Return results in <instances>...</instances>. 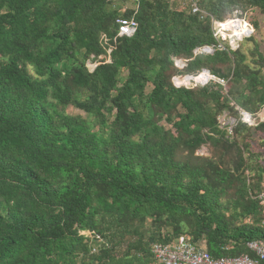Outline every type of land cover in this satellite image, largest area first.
<instances>
[{"label": "trees", "instance_id": "trees-1", "mask_svg": "<svg viewBox=\"0 0 264 264\" xmlns=\"http://www.w3.org/2000/svg\"><path fill=\"white\" fill-rule=\"evenodd\" d=\"M199 7L206 16L171 0H0V264H158L152 246L182 235L215 258L254 257L246 244L264 240V168L250 162L252 128L238 121L229 136L218 118H238L236 106L254 116L264 80L241 51L217 49L212 20L264 13V0ZM130 18L135 34L117 38ZM206 47L214 53L195 54ZM205 70L228 92L172 82ZM208 144L217 160L195 156Z\"/></svg>", "mask_w": 264, "mask_h": 264}, {"label": "rangeland", "instance_id": "rangeland-1", "mask_svg": "<svg viewBox=\"0 0 264 264\" xmlns=\"http://www.w3.org/2000/svg\"><path fill=\"white\" fill-rule=\"evenodd\" d=\"M120 7V11L126 12L131 9H135L134 5L132 2L129 3H124V4H117ZM171 6L174 9L177 10H186L190 11L189 4L187 0H171ZM202 11L207 15V13L202 9ZM239 14H235L234 16H231L229 18H226L222 23L227 22L228 20L232 19H238L240 21H244L252 26L253 33L251 34V37L243 40L241 43H239V49L237 48L235 51H241L244 60H245V65L250 69V72L253 73H259V76L261 80H264V13L259 11L258 9L255 8H242ZM214 20V19H213ZM216 21V20H214ZM219 22V21H217ZM229 44V43H228ZM234 51V52H235ZM88 68L90 70L93 69V67L97 66V63H87ZM222 70V66L220 67ZM226 76H230V72L227 71L225 74ZM186 76H192V75H187L185 74L184 77ZM182 76L175 77L172 80L173 84L175 86H180L184 88H196V87H202L206 85L205 83H199L196 81V78L198 77H192V79L186 81L184 80L185 78L177 79ZM212 81L221 83L222 80H218V78H214ZM224 86V93L228 92V90L231 87V84L229 82H224L222 84ZM241 87L245 86V81H241L239 83ZM152 89V86L149 85L147 88V93L150 92ZM232 106H235V103L231 104ZM236 110L239 111L238 118L233 117L231 114L228 112L223 113L221 116H219V123L220 127L222 129H225L229 136L233 135V128L236 127L238 121H241L242 123H245L248 125V127H251L252 130L245 133V138L248 139V141L251 143L250 145V151L253 155H256L257 158H254L252 163L255 164L254 172L259 168L262 167L264 168V132L259 131L256 132L254 131V128L257 127L260 123L264 122V107L261 109H258L256 114L254 116H251V120L245 121L244 117L242 116L243 111L239 107H235ZM67 113L69 115H83V113L74 110L73 108L69 107L67 109ZM161 125H163L166 130L171 131V127L167 125L166 123L162 122ZM204 149V150H203ZM217 153L213 150V148L208 144L206 146H203L200 150H198L195 153L196 157H203V158H208V159H214L217 160ZM245 157L249 159L248 153L245 154ZM254 173H246L247 176H250V178L253 180L256 177H253ZM262 188L264 190V176H263V182H262ZM155 231L154 226L152 225L151 220H147L141 229L142 233H145V237L148 238L153 232ZM161 232L164 233H172L171 229L168 228H163Z\"/></svg>", "mask_w": 264, "mask_h": 264}, {"label": "built area", "instance_id": "built-area-1", "mask_svg": "<svg viewBox=\"0 0 264 264\" xmlns=\"http://www.w3.org/2000/svg\"><path fill=\"white\" fill-rule=\"evenodd\" d=\"M108 1L111 2L113 0ZM188 1L192 14L201 15L202 17L206 16V14L199 7V0ZM230 21L240 23L242 22L244 24V27L240 29L238 34L233 33L230 29L224 28V23L212 20L214 37L217 40V49L220 51L226 49L235 51L239 47V43L251 37V34L253 33V29L250 24L238 19H232ZM117 24V38L132 37L138 27L137 21L134 18L119 19ZM105 41L107 42V39H105ZM202 52L212 54L214 53V48L206 47L202 50L198 49L195 51V54ZM175 63L177 67H185V62L181 60H177ZM202 74H204V71L201 73V75ZM213 79V76H211L210 80ZM207 83L205 82V84ZM221 84H224V81H221ZM259 200L262 207V214L264 216V193L259 197ZM262 225L264 226V219L262 221ZM82 234L91 238L93 237L88 232ZM95 239H97L98 243L100 244L104 243V241L99 237H96ZM246 247L247 250L254 255V257L244 254L234 258H215L207 250L205 242L195 244L191 242L188 236L182 235L173 239L169 243L154 244L151 248V252L158 264H264V240L249 242L246 244ZM93 252H96V250L93 249Z\"/></svg>", "mask_w": 264, "mask_h": 264}, {"label": "bare ground", "instance_id": "bare-ground-1", "mask_svg": "<svg viewBox=\"0 0 264 264\" xmlns=\"http://www.w3.org/2000/svg\"><path fill=\"white\" fill-rule=\"evenodd\" d=\"M211 78V75L207 72H204V74H200L197 78H196V81L199 82V83H205L206 81L210 80ZM192 79V77H186L184 80L188 81ZM179 80V79H178ZM247 118V117H246ZM248 120V119H247ZM251 120V119H250ZM249 120V122H250ZM204 150V149H203Z\"/></svg>", "mask_w": 264, "mask_h": 264}, {"label": "water", "instance_id": "water-1", "mask_svg": "<svg viewBox=\"0 0 264 264\" xmlns=\"http://www.w3.org/2000/svg\"><path fill=\"white\" fill-rule=\"evenodd\" d=\"M179 63H182V62H179ZM96 67H97V66L93 67V69L90 70V71L93 72L94 69H95ZM204 72L209 73V71H207V70H205ZM209 74H210V73H209ZM213 78H214V77H213ZM174 81H175V79H174ZM208 81H209V80H208ZM208 81H206V83H207ZM178 87H180V86H178ZM242 116L244 117V120H245V121H249V120L251 119V115H249L248 113L243 112V113H242ZM246 117H247V118H246ZM247 119H248V120H247Z\"/></svg>", "mask_w": 264, "mask_h": 264}]
</instances>
